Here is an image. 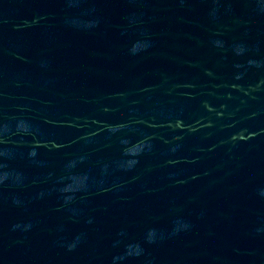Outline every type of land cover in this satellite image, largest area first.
I'll use <instances>...</instances> for the list:
<instances>
[{
	"label": "water",
	"instance_id": "water-1",
	"mask_svg": "<svg viewBox=\"0 0 264 264\" xmlns=\"http://www.w3.org/2000/svg\"><path fill=\"white\" fill-rule=\"evenodd\" d=\"M0 264H264V0H0Z\"/></svg>",
	"mask_w": 264,
	"mask_h": 264
}]
</instances>
